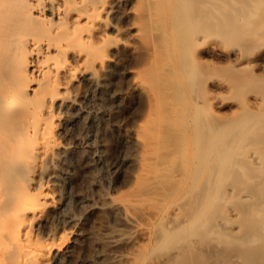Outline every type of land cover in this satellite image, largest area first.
Wrapping results in <instances>:
<instances>
[{"label":"rangeland","instance_id":"374dc122","mask_svg":"<svg viewBox=\"0 0 264 264\" xmlns=\"http://www.w3.org/2000/svg\"><path fill=\"white\" fill-rule=\"evenodd\" d=\"M186 2L157 0V14L150 18V25L149 19L141 38L119 36L132 45L117 47L106 84L93 101L108 115L82 117L77 125L80 139L65 146L61 155L58 185L71 194L68 212L77 221L65 231H77V255H92L100 230L119 226V218L104 207L110 199L129 197L134 190L145 194L146 188L147 194L152 188L146 202L127 207L143 227H150V234L139 229L133 240L119 246L121 252L133 254L134 260L107 264H145L150 256L172 254L175 250H154L167 223L166 215H152L180 202L173 220L185 224L190 206L179 197L201 192H224L229 197L214 216L212 234L216 240H191L196 251L222 262L225 256L220 255L229 249L225 237L239 236L240 225L243 234V226L256 217L248 214L249 206L260 201L253 197L255 192L264 200V181L258 183L264 180V159L244 157L264 158V26L259 21L264 18V5L252 0H204L207 8L203 16L185 7ZM152 6L147 4L149 13ZM130 21L135 22L136 15ZM204 36L207 45L215 46L214 51L202 52L206 44H198ZM136 83L143 89L135 90ZM106 89L109 95L104 101L101 95H106ZM90 121L91 128L87 126ZM118 123L121 130L115 127ZM140 139L155 147L158 157L154 158L160 164L148 161ZM121 157L130 163L117 172L122 180L116 182L108 166ZM138 161L144 170L148 162L153 163L155 167L149 170L156 175L154 181L150 177L155 184L151 180L146 183L145 177L136 179L141 170ZM242 189L253 198L238 199L234 194ZM163 259L161 264H166L168 256Z\"/></svg>","mask_w":264,"mask_h":264},{"label":"bare ground","instance_id":"6f19581e","mask_svg":"<svg viewBox=\"0 0 264 264\" xmlns=\"http://www.w3.org/2000/svg\"><path fill=\"white\" fill-rule=\"evenodd\" d=\"M156 1L0 0V264L130 262L135 257L121 252V243L133 240L139 229L150 234V227L147 224L143 227L127 207L146 202L153 194L152 188L147 194V188L145 194L134 190L129 197L110 199L108 205H104L119 218V226L108 225L100 230L92 255H77L80 237L75 230L65 231L68 225L73 227L77 223L68 212L71 194L62 184L58 185V181L63 164L61 155L70 143L75 144L80 139L81 131H77L80 119L108 115L104 107L96 108L93 101L98 100L96 95L106 84L117 47L132 45V41H122L119 36L141 38L149 19L157 14ZM252 1L264 5V0ZM149 2L153 5L150 13ZM184 6L203 16L207 8L204 0H187ZM133 15H136L135 22L130 21ZM259 21L264 26V18ZM206 41L205 36L201 37L198 45ZM214 50L215 46L208 43L202 52ZM141 87V83H136L134 89ZM105 94L101 95L104 101L108 98V89ZM92 125L91 121L87 123L89 128ZM115 127L121 130L119 123ZM146 144L142 151L148 161L154 163L158 157L156 149ZM244 157L253 161L264 159L254 155ZM127 163L130 161L123 157L108 166L113 180L120 181L122 177L117 172ZM153 163H145L150 167L146 165V170L139 164L141 170L136 179L140 181V177H145L144 181L151 180L152 184L157 178L152 177L156 175L149 169L161 162ZM249 180L255 184V180ZM243 190H237L234 195L238 199L252 197ZM258 194L255 192L253 197L260 199L259 203L248 208V214L256 217L243 226V234L240 225L239 236L225 237L229 249L220 255L225 256L222 262L216 259L218 257L211 258L196 251L191 240L192 237L202 242L216 240L212 234L213 221L215 213L221 210L219 205L228 200L227 194L201 192L180 196V200L190 206L189 222L185 224L173 220L180 202L160 208L152 217L166 215L167 225L159 232L154 250L175 251L170 255L150 256L145 264H161L164 255L168 256L169 264H208L209 260H214V264H264V200Z\"/></svg>","mask_w":264,"mask_h":264}]
</instances>
